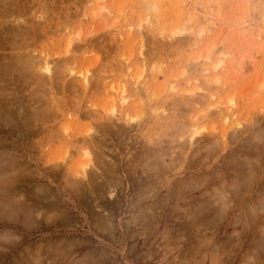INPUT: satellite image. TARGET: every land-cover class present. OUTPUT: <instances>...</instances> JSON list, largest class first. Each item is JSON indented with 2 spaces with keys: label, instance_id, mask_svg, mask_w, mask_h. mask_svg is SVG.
I'll list each match as a JSON object with an SVG mask.
<instances>
[{
  "label": "rangeland",
  "instance_id": "obj_1",
  "mask_svg": "<svg viewBox=\"0 0 264 264\" xmlns=\"http://www.w3.org/2000/svg\"><path fill=\"white\" fill-rule=\"evenodd\" d=\"M0 264H264V0H0Z\"/></svg>",
  "mask_w": 264,
  "mask_h": 264
},
{
  "label": "bare ground",
  "instance_id": "obj_2",
  "mask_svg": "<svg viewBox=\"0 0 264 264\" xmlns=\"http://www.w3.org/2000/svg\"><path fill=\"white\" fill-rule=\"evenodd\" d=\"M20 20H18V22H16L17 24L19 23V22H21L22 24H23V19H21V18H19ZM14 23V22H13ZM20 23V24H21ZM19 25V24H18ZM18 29H20V26L18 27ZM24 30V33L25 32H27L26 34H28V32L29 33H31L30 31H25V28H23ZM27 29V28H26ZM21 33V32H20ZM20 33H18L19 35H20ZM18 34H15V36H13L14 38H16L17 36H18ZM23 35H25V34H23ZM10 36V35H9ZM20 37V36H19ZM68 43H70V42H68ZM72 44V43H71ZM18 58V57H17ZM16 58V59H17ZM12 64V63H11ZM40 67V66H39ZM41 70L44 72V73H46V74H49L50 72H51V67H50V64L46 61V63H44V66L41 68ZM41 72V71H40ZM52 73V72H51ZM20 74V73H19ZM45 74V75H46ZM81 75V74H80ZM88 76V75H87ZM87 76L86 75H83V77H84V81L85 80H87L88 78H87ZM50 77V76H49ZM51 78V77H50ZM42 82V81H41ZM254 122V121H253ZM247 132V131H246ZM256 133V132H255ZM233 134V133H232ZM251 134V133H250ZM195 135V134H194ZM194 135L193 136H191V143L192 144H194V142L196 141V139H195V141L193 142V139H194ZM197 135V134H196ZM253 135V134H252ZM254 136H255V134H254ZM190 142V141H189ZM213 148V147H212ZM215 148V147H214ZM213 148V149H214ZM89 153V152H88ZM217 153V152H216ZM238 156V155H237ZM255 161V160H254ZM253 163V162H252ZM240 165V164H239ZM243 165V164H242ZM246 165V164H245ZM211 179H213V178H211ZM232 186V185H231ZM233 187H235V186H233ZM226 188V187H225ZM238 192V191H237ZM223 193V192H222ZM235 193V192H234ZM240 193V192H239ZM239 195V194H238ZM220 199V198H219ZM221 200V199H220ZM12 201V200H11ZM9 202V201H8ZM263 202V201H262ZM222 203H224V202H222ZM3 204V203H2ZM232 204V203H231ZM243 204V203H242ZM14 208V207H13ZM8 209V208H7ZM15 209V208H14ZM13 210V209H12ZM11 212V211H10ZM9 216H10V214H9Z\"/></svg>",
  "mask_w": 264,
  "mask_h": 264
}]
</instances>
